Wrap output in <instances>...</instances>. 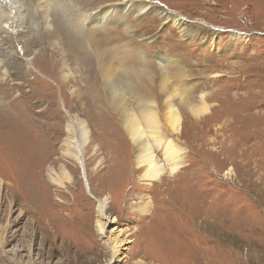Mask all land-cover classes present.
Segmentation results:
<instances>
[{
  "label": "rangeland",
  "instance_id": "374dc122",
  "mask_svg": "<svg viewBox=\"0 0 264 264\" xmlns=\"http://www.w3.org/2000/svg\"><path fill=\"white\" fill-rule=\"evenodd\" d=\"M41 1L26 0L29 28L10 29L3 47L0 264H264V0ZM88 35L109 37L107 53L124 44L147 51L184 99L203 95L211 105L197 120L173 98L182 129L164 132L186 150L174 175L141 179ZM101 64L117 68L110 83L124 105L145 98L163 110L151 76L128 84L115 59ZM76 118L92 137L89 190L79 164L60 153ZM51 166L73 180L57 186ZM97 198L106 199V218ZM148 201L144 215L137 209Z\"/></svg>",
  "mask_w": 264,
  "mask_h": 264
},
{
  "label": "bare ground",
  "instance_id": "6f19581e",
  "mask_svg": "<svg viewBox=\"0 0 264 264\" xmlns=\"http://www.w3.org/2000/svg\"><path fill=\"white\" fill-rule=\"evenodd\" d=\"M36 1L38 2H36L37 4L42 2L41 0ZM25 3L26 0H0V69L6 65V63L3 62L2 55L5 53V49L3 48L5 38L7 39V37L11 35L10 29L16 27L12 30L13 34H15L19 31H23L26 26L29 28V21L25 15ZM138 8H140V6ZM168 13L163 11L162 16H166ZM175 21L179 27H182L183 24H185V22L179 17ZM114 26H117V24L114 23ZM104 37L105 36L103 35H88V40L93 44L94 56L99 62L98 65L100 72L103 75L104 80H106L103 82V85L109 87L107 89V95L110 100L116 104L115 111L118 115L120 126L133 144L136 165L143 169L141 179L158 181L166 172L170 175H174L183 165V154H185L186 150L177 139L170 138L172 136H166L164 130L168 131L170 134H179L182 129V115L179 111L178 103L173 100L174 97H182V93L179 91L180 89H176L178 88L176 86V88H174V85L172 86L169 83L170 78L165 75L167 73H165L166 66H164L165 64H163V61H159L158 64L154 62L155 66H153L151 64L152 59L149 58L150 55L147 51H137L134 47H128V45L125 44L121 46V51H116L115 53L104 52L106 51L104 50V45H107L109 43L108 39H110L109 37ZM130 37L132 39L133 36ZM235 38H240V34ZM143 53L145 54L143 55ZM106 57L109 59L111 57L115 59L117 64H120L119 69H122V71H119L123 72V77H126L124 81L128 84L137 78L144 77L145 75L151 76L154 79L155 85L157 87L160 86V90L165 97L163 110H159L156 100L150 101L145 98L134 101L133 105H124L123 102L120 101L121 99H118L116 90L113 89L114 85L110 83V79L115 77L113 73L117 68L115 65L105 66L101 64V61ZM4 71L7 70L5 69ZM6 75L7 72L4 73V76L0 75V93L3 94L1 96L2 99H7L9 96V87L7 81H5ZM155 75H157L156 78ZM126 90L127 93H130L129 87ZM113 91L116 94L113 93ZM97 94L101 96L100 91H98ZM188 97L186 96L185 99L182 97L180 100L185 103L186 109H188L192 118L198 120L210 112L211 105L205 101L203 95H201L197 104H191ZM6 103L7 108L9 107V104H12L9 102ZM65 128L66 136L60 147V153L63 158L72 159L79 164L82 169V177L86 181V189L89 190L84 157L87 148L92 141L90 129L86 126L84 121L79 120L78 118L74 120L68 119ZM159 148H162L163 150L162 153L166 165L161 163L156 155V151ZM63 173L64 178L61 177L57 170L52 166L48 168V178L60 187H65L66 183L73 180V175L66 167H64ZM96 200L98 202V211L101 214V217L106 218L105 215L107 214L106 211L108 209L106 199L103 200L97 198ZM151 209L152 203L151 201H148L140 205L137 210L144 215H149ZM115 220L116 219L112 222ZM98 224L100 225V230L103 231L106 227V223L98 222ZM2 240L3 238H1V241ZM113 240L115 241V244L112 250L114 249V254H118V251L121 250L119 249L121 245L117 241V236Z\"/></svg>",
  "mask_w": 264,
  "mask_h": 264
},
{
  "label": "water",
  "instance_id": "95a60500",
  "mask_svg": "<svg viewBox=\"0 0 264 264\" xmlns=\"http://www.w3.org/2000/svg\"><path fill=\"white\" fill-rule=\"evenodd\" d=\"M93 196V195H92ZM94 197V196H93Z\"/></svg>",
  "mask_w": 264,
  "mask_h": 264
}]
</instances>
